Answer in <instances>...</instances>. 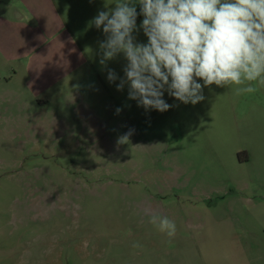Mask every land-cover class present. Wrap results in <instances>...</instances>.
<instances>
[{
    "label": "rangeland",
    "instance_id": "obj_1",
    "mask_svg": "<svg viewBox=\"0 0 264 264\" xmlns=\"http://www.w3.org/2000/svg\"><path fill=\"white\" fill-rule=\"evenodd\" d=\"M96 34L82 95L72 77L46 107L0 63V264H264V86L204 87L195 105L165 90L169 110H146L117 90L124 55L99 63Z\"/></svg>",
    "mask_w": 264,
    "mask_h": 264
},
{
    "label": "clouds",
    "instance_id": "obj_2",
    "mask_svg": "<svg viewBox=\"0 0 264 264\" xmlns=\"http://www.w3.org/2000/svg\"><path fill=\"white\" fill-rule=\"evenodd\" d=\"M136 3L147 44L136 43L133 36ZM91 23L106 35L99 63L106 65L122 53L126 80L117 90L127 83L129 99L146 110H169L165 90L195 105L204 100V87L235 86L239 95L255 92L253 84L264 86V0H116L114 8L100 11ZM107 78L118 79L113 70ZM150 223L175 237L176 224L166 216L151 212Z\"/></svg>",
    "mask_w": 264,
    "mask_h": 264
},
{
    "label": "crops",
    "instance_id": "obj_3",
    "mask_svg": "<svg viewBox=\"0 0 264 264\" xmlns=\"http://www.w3.org/2000/svg\"><path fill=\"white\" fill-rule=\"evenodd\" d=\"M115 3L116 0H0V63L14 68L10 74L2 70V77L10 79L6 83L19 82L25 95L29 93L46 107L56 101L55 97H67L62 91L73 77L75 86L67 93L79 97L82 89L76 78L79 74L85 76L84 67L93 68L95 55L87 50L82 37L97 33L99 44L106 39L103 27L97 29L91 22L100 11L114 8ZM98 82L103 92L107 86L104 78Z\"/></svg>",
    "mask_w": 264,
    "mask_h": 264
}]
</instances>
